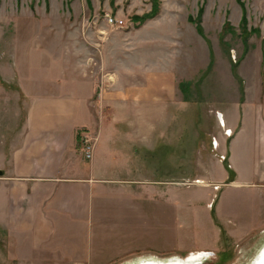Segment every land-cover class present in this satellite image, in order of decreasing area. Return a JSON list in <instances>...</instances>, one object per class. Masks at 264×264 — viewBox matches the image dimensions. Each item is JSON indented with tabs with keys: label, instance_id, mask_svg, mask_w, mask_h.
I'll list each match as a JSON object with an SVG mask.
<instances>
[{
	"label": "rangeland",
	"instance_id": "1",
	"mask_svg": "<svg viewBox=\"0 0 264 264\" xmlns=\"http://www.w3.org/2000/svg\"><path fill=\"white\" fill-rule=\"evenodd\" d=\"M159 1V12L139 23L135 16L150 12L153 0H0V157L23 121L27 94L50 93L58 86L86 87L97 74L111 77L118 70L120 84H126L129 74L123 67L138 73L131 77L137 88L149 84L151 73L170 68L173 77L163 82L173 87L186 82L181 94L170 100L168 113L176 116L170 135L159 134L154 152L153 177L185 175L183 184L170 181L168 205L165 200L139 202V218L125 229V238L118 235L115 243L110 235L91 247L86 231H64L66 243L71 242L67 246L36 245L29 235L0 225V264H133L152 256L168 261L196 252L207 255L195 264H255L264 230L245 235V197L223 204V226L212 216L220 189L210 206L209 189H200L212 177L217 153L212 135L224 125L217 107H225L226 99H238L244 83L252 98L259 65L263 71L264 0ZM201 7L199 32L190 17L197 18ZM244 13L247 21L242 25ZM107 14L124 24H109ZM157 120L161 129L167 126L166 120ZM169 163L175 170L166 171ZM179 187L184 188L180 205L175 200ZM132 192L143 194L140 187Z\"/></svg>",
	"mask_w": 264,
	"mask_h": 264
},
{
	"label": "crops",
	"instance_id": "2",
	"mask_svg": "<svg viewBox=\"0 0 264 264\" xmlns=\"http://www.w3.org/2000/svg\"><path fill=\"white\" fill-rule=\"evenodd\" d=\"M258 50L261 54L262 48ZM123 68L129 74L126 84H120L118 70L111 77L97 74L84 83L86 87L58 86L50 93L27 94L23 121L1 151V226L29 235L36 245L61 242L67 246L71 242L66 243L64 231L73 228L77 235L86 231L90 234L87 247H91L110 235L115 243L118 235L125 238V229L139 218V202L165 200L168 205L170 181L183 184L185 175L165 180L151 174L159 134L170 135V122L176 117L168 110L170 100L181 94L180 83L175 90L163 82L173 77L168 67V72L151 73L145 87H133L135 72ZM262 69L257 68L252 98L249 84L244 83L238 99H226L225 107H217L224 125L212 135L217 148L212 177L200 189H209L208 206L220 189L215 200L220 222L223 204L245 197V235L264 230V66ZM157 119L166 120L167 126L161 129ZM82 131L93 139L91 158L82 150ZM167 166L169 172L172 166ZM181 166L185 171V161ZM136 187L143 194L132 192ZM159 187L154 197V188ZM181 190L184 188L177 189L175 197L179 205ZM142 213L146 215V208ZM58 231L62 233L53 242Z\"/></svg>",
	"mask_w": 264,
	"mask_h": 264
},
{
	"label": "bare ground",
	"instance_id": "3",
	"mask_svg": "<svg viewBox=\"0 0 264 264\" xmlns=\"http://www.w3.org/2000/svg\"><path fill=\"white\" fill-rule=\"evenodd\" d=\"M206 255H207L206 252H196V253L189 254L185 258H180V257L171 258L168 261H165L163 259L156 258V257L152 256V257H148V258L139 259L138 263H133V264H195V263H197V261L199 259L202 260L204 258V256H206ZM255 264H264V246L260 250V253L258 254V256L255 260Z\"/></svg>",
	"mask_w": 264,
	"mask_h": 264
},
{
	"label": "trees",
	"instance_id": "4",
	"mask_svg": "<svg viewBox=\"0 0 264 264\" xmlns=\"http://www.w3.org/2000/svg\"><path fill=\"white\" fill-rule=\"evenodd\" d=\"M152 9L150 10V12H147L146 14L144 15H141V16H135V19L139 22V23H144L147 19L155 16L158 12H159V9H160V1L159 0H153V3H152ZM202 14H203V8L201 7L199 9V13H198V16L197 18H193V17H190V21L192 22H195L196 25H197V29L199 32H202V26H201V20H202ZM246 13H244L243 15V18H242V25L246 24ZM228 24V22H226ZM186 82H181L180 83V87L184 89V85H185ZM212 216L214 219H217L216 218V211H215V208L213 207L212 208Z\"/></svg>",
	"mask_w": 264,
	"mask_h": 264
},
{
	"label": "built area",
	"instance_id": "5",
	"mask_svg": "<svg viewBox=\"0 0 264 264\" xmlns=\"http://www.w3.org/2000/svg\"><path fill=\"white\" fill-rule=\"evenodd\" d=\"M108 23L111 25H117L122 26L124 24V20L118 19L117 17H114L110 14L106 15ZM81 144H82V150L85 153V156L87 158H91L93 154V139L89 132L82 131L81 132Z\"/></svg>",
	"mask_w": 264,
	"mask_h": 264
}]
</instances>
